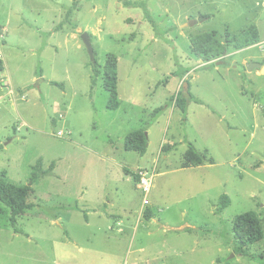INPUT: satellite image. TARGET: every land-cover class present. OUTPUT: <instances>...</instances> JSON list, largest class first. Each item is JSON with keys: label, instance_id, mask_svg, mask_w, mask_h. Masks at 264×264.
<instances>
[{"label": "rangeland", "instance_id": "rangeland-1", "mask_svg": "<svg viewBox=\"0 0 264 264\" xmlns=\"http://www.w3.org/2000/svg\"><path fill=\"white\" fill-rule=\"evenodd\" d=\"M127 1L147 3L156 25ZM73 2L0 0V178L28 186L35 205L15 233L0 202V264H261L264 240L243 246L245 256L234 225L255 212L264 227V74L247 68L264 65V42L236 43L256 25L264 40V0H81L69 15ZM206 33L233 41L210 62L191 44ZM110 53L118 110L103 81ZM189 90L204 105L190 102L184 115L175 99ZM140 128L145 156L125 149ZM190 144L199 166L186 161ZM40 159L55 175L29 185ZM139 169L155 173L143 209ZM223 195L230 206L219 211Z\"/></svg>", "mask_w": 264, "mask_h": 264}, {"label": "trees", "instance_id": "trees-1", "mask_svg": "<svg viewBox=\"0 0 264 264\" xmlns=\"http://www.w3.org/2000/svg\"><path fill=\"white\" fill-rule=\"evenodd\" d=\"M81 0H74L73 6L68 10L69 15L72 12L79 9V4ZM126 6H139L144 8L145 17L152 24H155L149 9L147 8V3L145 2H126ZM261 41L259 29L257 26L251 27L247 30L238 42L236 43V48L244 49L247 47L254 46ZM233 43L232 40H227L226 43H222L221 40L217 39L214 33L200 34L191 39L192 48L195 54L205 62H210L212 59L218 58L226 54L228 47ZM118 58L116 55L110 53L106 57V62L103 69V81L106 91L110 95L108 109L118 110L120 107V99L118 96ZM93 76H92V86L95 87L98 83L100 70L97 59L92 63ZM5 71V64L3 60L0 59V74ZM186 72V71H185ZM174 76H178L177 73ZM53 86H60L58 83L52 82ZM189 84V83H188ZM189 89V88H188ZM184 90V89H183ZM181 112L186 115L188 113V105L190 102H195L196 104L204 105V102L197 97H195L191 90L188 91L187 96L184 92H180L175 99ZM147 128H140L131 132L125 140V149L129 152H136L141 156H145L148 152L149 138L147 136ZM186 161L189 164L201 165L204 161L202 154H198L194 145H189V150L186 153ZM55 163H53L49 169L45 170L43 168V160L40 159L35 165L30 180L29 185H34L39 182V180L48 175L54 174ZM3 173L2 177H5ZM139 176L134 175V179L137 181ZM5 180L0 178V202L4 204L11 212V225L14 228L15 233H22V230L18 227L19 218L28 210L34 208V204L30 202L31 190L28 186L23 188H17L10 185L4 184ZM230 206V198L228 195H223L221 200V206L219 211L226 210ZM73 209L80 211L77 206ZM146 218L151 219V212L146 214ZM234 232L237 241L240 243L242 248L238 249L240 253L245 256L243 246H254L261 243L264 240V227L261 219L255 212H249L242 216H239L235 220ZM261 264H264L263 257H257Z\"/></svg>", "mask_w": 264, "mask_h": 264}, {"label": "built area", "instance_id": "built-area-1", "mask_svg": "<svg viewBox=\"0 0 264 264\" xmlns=\"http://www.w3.org/2000/svg\"><path fill=\"white\" fill-rule=\"evenodd\" d=\"M262 48H263L262 51H263V60H264V44ZM0 59L1 60L3 59L1 47H0ZM138 176H139L138 185H139V188L142 190V193L144 194L143 207L145 208L146 206L150 204L149 197H150L151 190L153 187L155 173L154 171L140 170L138 173Z\"/></svg>", "mask_w": 264, "mask_h": 264}, {"label": "water", "instance_id": "water-1", "mask_svg": "<svg viewBox=\"0 0 264 264\" xmlns=\"http://www.w3.org/2000/svg\"><path fill=\"white\" fill-rule=\"evenodd\" d=\"M195 24H196V22H191L190 23V25H195ZM82 40H83L85 46L87 47V50H88V52H89V54L91 56V59L93 61H95L96 58H95V53H94V49H93V46H92L90 35L88 33H84L82 35ZM247 68H248L249 71H253L255 69H260L261 73L264 74V65L262 63H260V62H251V63H249L247 65ZM184 89H185V91L188 90V83L185 84ZM147 136H148V134H147Z\"/></svg>", "mask_w": 264, "mask_h": 264}, {"label": "crops", "instance_id": "crops-1", "mask_svg": "<svg viewBox=\"0 0 264 264\" xmlns=\"http://www.w3.org/2000/svg\"><path fill=\"white\" fill-rule=\"evenodd\" d=\"M258 22L261 24V25H263L264 24V18L262 17L261 19H259L258 20ZM257 26V25H256ZM258 27V26H257ZM258 29H259V27H258ZM259 33H260V29H259ZM260 38H261V35H260ZM261 41H264V40H262L261 39ZM3 60V59H2ZM256 62V61H255ZM244 64L245 65H247V62H244ZM255 70H259V69H255ZM188 73H190V72H188ZM1 74H3V72L1 73ZM187 83H189V82H187ZM189 87H191V84L189 83L188 84V88ZM185 90V89H184ZM13 94H15V92L14 91H12V96H13ZM24 95V94H23ZM4 99H5V97L4 96H1L0 97V109H1V106H2V102L4 101ZM139 170H142V169H139ZM139 170H137L136 172H134V173H137ZM127 173H129V175H131V172H129V171H127ZM138 174V173H137ZM135 180V179H134ZM86 195V191L84 192V194H83V197ZM110 204V202H108V205ZM107 209V208H106ZM142 209H143V206H142ZM106 214H107V218H110V217H119L118 215H115V214H113V213H110V212H106ZM99 215H102L103 216V214H99ZM119 218H121V216L119 217ZM118 228H121V226H123V223L122 224H117L116 225Z\"/></svg>", "mask_w": 264, "mask_h": 264}]
</instances>
